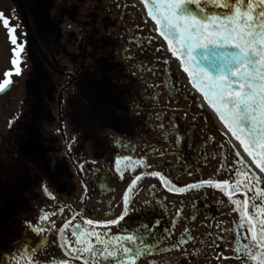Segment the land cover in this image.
Instances as JSON below:
<instances>
[{
    "label": "flooded vegetation",
    "instance_id": "af4514ba",
    "mask_svg": "<svg viewBox=\"0 0 264 264\" xmlns=\"http://www.w3.org/2000/svg\"><path fill=\"white\" fill-rule=\"evenodd\" d=\"M0 12L11 18L17 45H23L22 72L15 75V45L0 23V82L13 70L10 86L0 92L4 264L23 242L38 249L39 264H93L86 252L68 254L81 247L74 231L87 233L96 246V233L110 237L137 227L149 243L169 250L136 264H243L234 249L251 236L247 221L242 224L236 205L212 187L178 193L143 175L129 191L131 211L119 225L85 222L120 217L131 181L152 171L176 187L228 179L233 199L241 206L248 201L255 231L264 220V180L198 106L201 100L185 84L141 0H0ZM124 156L133 164L143 157L151 167L117 164ZM44 214L49 220L41 222Z\"/></svg>",
    "mask_w": 264,
    "mask_h": 264
},
{
    "label": "snow or ice",
    "instance_id": "6c2138e0",
    "mask_svg": "<svg viewBox=\"0 0 264 264\" xmlns=\"http://www.w3.org/2000/svg\"><path fill=\"white\" fill-rule=\"evenodd\" d=\"M147 9V16L155 24L154 31L167 42L166 51L179 61V68L186 74L188 84L199 93L216 116L219 118L225 134H230L239 142L243 152L252 158V163L264 173V0H141ZM220 11H217V10ZM9 17L0 12V23L8 32L9 40L15 47L12 49L11 64L15 75L22 70L18 67L19 52L23 45H17L14 35L16 26L10 24ZM159 50V49H157ZM168 64L167 59L164 60ZM13 70L4 73L5 79L0 82V92L10 86L9 77ZM158 97V93H154ZM198 106L200 102L197 101ZM11 123V122H10ZM134 147V146H132ZM240 156L239 151L236 152ZM127 163L126 166L139 165L151 167L143 161V157L135 160L131 156L117 158ZM119 171V169H117ZM143 175L157 177L169 191L183 193L185 188L212 187L219 189L228 196L229 201L236 205L243 224L247 221L250 238L246 243L238 246L234 251L239 253L237 259L243 264H264V220L260 221L259 231L249 215V204L245 200L243 206L234 200L230 192L231 182L217 178L200 180L185 187H176L164 174L158 171L136 175L123 195L124 213L117 219L107 221H85L88 225L104 224L119 225L131 209L129 207V191L133 190ZM246 175V174H245ZM42 190L51 195L47 185ZM251 191V189H249ZM264 194V193H262ZM264 212V210H262ZM40 221L49 220L47 214L42 215ZM30 223V222H26ZM54 223V222H53ZM67 227V222L65 224ZM147 227V226H145ZM43 230V224L36 226L34 231ZM65 228H61L63 233ZM187 231V229H185ZM76 243L80 248L71 247L69 255L88 253L93 264H136V261L150 253H163L168 248H161L159 243H149L140 228L126 229L120 235L108 236L106 233H96L93 246L86 239L87 233L74 231ZM185 241L182 239L174 244L178 248ZM239 245V241L237 242ZM72 244L63 241L62 246ZM38 249H30L26 242L20 243L13 253L7 254L10 264H39L34 253ZM77 259L81 258L79 255ZM0 264L4 260L0 259ZM52 264H70L66 259L54 260ZM84 264H88L85 261Z\"/></svg>",
    "mask_w": 264,
    "mask_h": 264
},
{
    "label": "water",
    "instance_id": "95a60500",
    "mask_svg": "<svg viewBox=\"0 0 264 264\" xmlns=\"http://www.w3.org/2000/svg\"><path fill=\"white\" fill-rule=\"evenodd\" d=\"M217 11H220L219 9ZM252 159V158H251Z\"/></svg>",
    "mask_w": 264,
    "mask_h": 264
}]
</instances>
